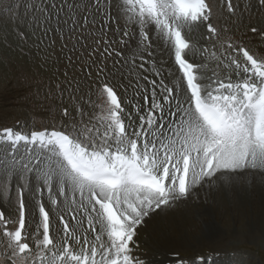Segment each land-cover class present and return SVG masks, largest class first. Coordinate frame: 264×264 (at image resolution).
<instances>
[{
  "label": "snow or ice",
  "instance_id": "obj_1",
  "mask_svg": "<svg viewBox=\"0 0 264 264\" xmlns=\"http://www.w3.org/2000/svg\"><path fill=\"white\" fill-rule=\"evenodd\" d=\"M13 6L37 46L60 41L71 104L48 126L0 129V264H146V217L198 186H264V57L221 40L207 0Z\"/></svg>",
  "mask_w": 264,
  "mask_h": 264
},
{
  "label": "rangeland",
  "instance_id": "obj_2",
  "mask_svg": "<svg viewBox=\"0 0 264 264\" xmlns=\"http://www.w3.org/2000/svg\"><path fill=\"white\" fill-rule=\"evenodd\" d=\"M18 2L20 0H0V129L13 127L27 132L33 130L34 125L35 128H42L48 126L52 120L59 122L61 109L69 106L71 101L66 90L68 82L63 75L64 62L57 64L54 61V57H60V41H56L55 48L37 46L40 43L37 37L42 33L39 28L33 30L30 27L31 12L26 14L23 7L9 8V5H16ZM207 2L212 7V22L221 40L231 37L233 41L242 43L254 56L264 57V36L261 35L264 33V7L258 5V0H232L234 14L228 11L226 0ZM252 28H256L257 32L253 33ZM206 32V28L201 29L200 35ZM202 42H205L203 45L209 51L213 50L211 41ZM210 67L214 68L215 64L210 62ZM221 69L223 71L220 75L223 76L226 70L223 67ZM71 75L69 72V76ZM57 84L60 89H57ZM61 91L64 92L63 96ZM227 187H217L221 189L219 192L217 189V201L224 203L217 204V212L222 209L228 219L227 226L222 227L223 242L217 240L201 248H187L176 254L179 260L177 263H190L196 261L197 257L206 258L209 254L214 264H264V218H261L264 216V201L260 198L256 202L249 199V202L241 204V208L234 207L236 211L232 212ZM200 188V193H208L210 190ZM231 188H235L240 194L238 185L233 184ZM210 191L214 192L215 189ZM14 195L13 191L12 196ZM220 195L225 198L221 199ZM0 210H4L2 203ZM159 211L146 217V226L149 229L151 224H156L160 219L161 215L157 216ZM213 217L216 218L214 215ZM198 222L199 219L194 223ZM260 222H263L262 226ZM176 224L178 222L172 224L174 230L179 227ZM146 226L137 230L138 249L134 254H139L138 256L143 255L141 249L145 246L143 241L146 237ZM154 228L155 233L159 232L158 227ZM142 259L148 263L146 257Z\"/></svg>",
  "mask_w": 264,
  "mask_h": 264
},
{
  "label": "bare ground",
  "instance_id": "obj_3",
  "mask_svg": "<svg viewBox=\"0 0 264 264\" xmlns=\"http://www.w3.org/2000/svg\"><path fill=\"white\" fill-rule=\"evenodd\" d=\"M202 43L205 44V42ZM222 71L220 68L219 72ZM239 187L240 194L237 193L235 188L227 187L232 212L236 211L234 207L241 208V204L249 202V199L256 202L260 198L264 201V186L254 183L251 188H247L244 185H239ZM206 188L204 187L203 189L206 190ZM201 189L199 186L195 189V197L190 196L188 200L179 202L172 208H168L163 212H157V216L161 215L160 219L156 224H151L150 229L146 226V219L148 217L145 218L143 225L137 229L141 230V227L146 226V237L143 241L145 246L141 249V254L145 256L140 255V259L146 257L148 259L147 264H149V261L151 264H172L179 261L176 258V254L182 253L187 248H201L203 245L217 240L223 242L222 231L224 229L222 227L227 226L228 219L225 217L226 215H224L222 209L217 212V204L224 205L223 201H217L218 188H213L215 189L214 192L208 189V193H200ZM219 191L221 189H218ZM220 198L224 199L225 196L222 197L220 195ZM261 218H264V216ZM197 219H199V222L195 224L194 222ZM163 222L164 226H162ZM175 222H178L176 225L179 227L174 230L172 224ZM260 223V226H262L263 222ZM154 227H158L159 232L155 233ZM208 257H211V255L208 254L203 262L209 264L210 261H213L209 260ZM189 264H196V261H192Z\"/></svg>",
  "mask_w": 264,
  "mask_h": 264
}]
</instances>
